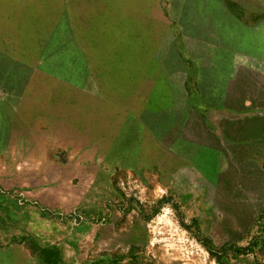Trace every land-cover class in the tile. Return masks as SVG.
Masks as SVG:
<instances>
[{"label":"rangeland","instance_id":"1","mask_svg":"<svg viewBox=\"0 0 264 264\" xmlns=\"http://www.w3.org/2000/svg\"><path fill=\"white\" fill-rule=\"evenodd\" d=\"M49 1L53 61L0 54V264H264V0Z\"/></svg>","mask_w":264,"mask_h":264},{"label":"crops","instance_id":"2","mask_svg":"<svg viewBox=\"0 0 264 264\" xmlns=\"http://www.w3.org/2000/svg\"><path fill=\"white\" fill-rule=\"evenodd\" d=\"M50 3L49 0H0V54L7 55L5 59L21 62L36 55V62L53 61L54 51L57 54L58 50L52 47V26L46 16Z\"/></svg>","mask_w":264,"mask_h":264}]
</instances>
